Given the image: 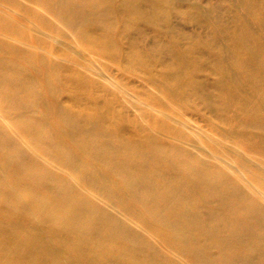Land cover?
<instances>
[{"label":"bare ground","instance_id":"bare-ground-1","mask_svg":"<svg viewBox=\"0 0 264 264\" xmlns=\"http://www.w3.org/2000/svg\"><path fill=\"white\" fill-rule=\"evenodd\" d=\"M8 1L88 47L116 52L115 0ZM120 1L137 21L142 0ZM237 1L232 23L207 11V43L175 53L158 80L166 101L206 53L194 50L211 53L221 106L205 97L206 106L251 140L263 169L256 174L264 172V0ZM150 11L155 20L158 6ZM37 66L0 39V264H264V198L238 174L177 142L151 140L109 103L74 106L81 91L67 87L69 102L50 108L25 72ZM50 70L41 77L51 92ZM179 72L184 80L172 78ZM22 204L30 215L14 226L6 219L26 213ZM34 222L52 232L55 248Z\"/></svg>","mask_w":264,"mask_h":264},{"label":"rangeland","instance_id":"rangeland-1","mask_svg":"<svg viewBox=\"0 0 264 264\" xmlns=\"http://www.w3.org/2000/svg\"><path fill=\"white\" fill-rule=\"evenodd\" d=\"M151 4H156L160 10L155 20H151L154 14L150 11ZM138 5L140 17L134 21L136 15L127 13L122 1L115 0L111 39L116 52L110 55L42 25L8 0H0V23L7 27L0 29V39L30 52L32 61L39 67L40 77L46 76L45 67L51 69L48 75L53 90L50 92L34 68H25L26 74L36 82L41 100L50 108L69 102L67 87L81 91L74 106L86 108L109 103L118 117L132 122L151 140L161 144L177 142L204 153L238 174L264 198V172H252L263 169L255 168L258 161L250 156L251 140L231 127L229 118L215 114L206 106L205 97L217 107L221 106V91L214 85L218 74L213 66V55L202 48L195 49V55L206 53L196 66L188 68V78L180 72L171 75L185 80L166 101L167 91L158 80L164 75V68L175 62V53L192 50L196 43H207L210 32L207 11L214 9L220 21L232 23L241 11L238 1L142 0ZM91 30L95 35L103 32L100 27ZM43 112L41 107L38 113ZM47 123L54 126L51 118ZM27 206H20L26 213L6 220H13L12 225L18 226L26 219L25 215H30ZM33 227L55 248L54 236L45 225L34 222Z\"/></svg>","mask_w":264,"mask_h":264}]
</instances>
